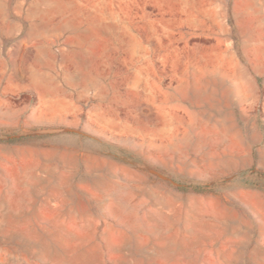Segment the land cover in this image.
Returning a JSON list of instances; mask_svg holds the SVG:
<instances>
[{"label": "rangeland", "instance_id": "obj_1", "mask_svg": "<svg viewBox=\"0 0 264 264\" xmlns=\"http://www.w3.org/2000/svg\"><path fill=\"white\" fill-rule=\"evenodd\" d=\"M0 264H264V0H0Z\"/></svg>", "mask_w": 264, "mask_h": 264}]
</instances>
